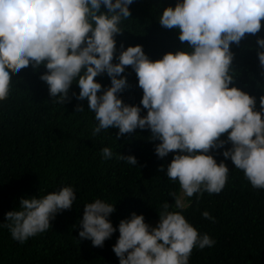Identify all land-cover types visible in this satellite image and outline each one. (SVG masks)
Instances as JSON below:
<instances>
[{
	"label": "clouds",
	"instance_id": "1",
	"mask_svg": "<svg viewBox=\"0 0 264 264\" xmlns=\"http://www.w3.org/2000/svg\"><path fill=\"white\" fill-rule=\"evenodd\" d=\"M133 0H0V99L9 93L11 72L41 64L46 71L40 79L48 85L50 97L64 104L71 99L70 85L77 100L87 99L97 121L92 129L117 128V136L135 129H149L158 140L155 154L163 158L173 152L165 174L178 180L180 195L174 197L178 209L187 197L203 191L218 193L225 185L229 169L217 163L210 149L222 148L219 139L227 132L231 147L222 155L243 170L255 188H264V94L256 97L232 84L230 43L238 44L245 34H256L264 18V0H176L163 8L159 23L178 30V38L191 49L169 51L150 59L140 44L116 55L119 26L131 15ZM103 5V10L102 6ZM259 65L264 69V37H256ZM118 60L113 63V58ZM131 66L142 89L140 105L125 103L118 95L126 86L125 66ZM110 77V86L95 80ZM81 111L83 105H75ZM178 150V151H176ZM111 158L109 147L101 149ZM119 159L137 165L134 155L119 153ZM163 168V166H161ZM76 194L71 185L43 196H21L19 204L5 212L4 225L13 239L23 242L49 228L56 214L72 207ZM164 202L155 226L143 214L132 212L114 228L109 215L114 204L95 199L83 205L79 219L80 238L93 246L118 229L112 245L119 264H188L193 247H211L215 240L198 230L180 211H169ZM202 215L214 219L207 211Z\"/></svg>",
	"mask_w": 264,
	"mask_h": 264
},
{
	"label": "trees",
	"instance_id": "2",
	"mask_svg": "<svg viewBox=\"0 0 264 264\" xmlns=\"http://www.w3.org/2000/svg\"><path fill=\"white\" fill-rule=\"evenodd\" d=\"M176 0H133L131 15L120 22L122 32L116 34V55L121 43L140 44L150 59H159L166 52L190 51L187 41L181 42L178 30L159 23L163 8ZM103 10V5L101 6ZM264 37V18L256 34H245L241 41L230 43L233 52L230 84L256 97L264 94V69L256 53V37ZM118 60L113 58V63ZM46 69L31 64L11 72L9 93L0 99V264H119L112 245L118 229L103 246H93L90 239L78 235L83 205L99 198L114 204L108 219L114 228L132 212L143 214L145 222L159 218L164 202L169 211H180L198 233H207L215 243L203 249L193 247L188 264H264V188L253 187L243 170L235 168L222 151L231 147L227 132L219 139L222 148L210 149L217 163L224 161L229 169L225 185L218 193L203 191L187 197L186 207L178 209L170 193L180 195L178 180L166 176L170 151L160 158L150 139L149 129H135L117 136V128L101 129L92 135L97 123L87 99L77 100L73 92L79 86L73 81L70 100L64 104L49 96L48 85L39 77ZM121 75L127 84L118 93L125 103L140 105L142 89L132 67L125 66ZM110 86V77L102 73L94 77ZM83 105L76 111L75 105ZM141 107V115L146 109ZM109 147L113 155L103 158L101 149ZM178 151V150H176ZM132 154L137 165L118 158ZM163 166V168H161ZM71 185L76 194L72 207L57 213L48 229L23 242L12 238L4 225L5 212L17 207L21 196H43ZM207 211L214 219L202 215Z\"/></svg>",
	"mask_w": 264,
	"mask_h": 264
},
{
	"label": "rangeland",
	"instance_id": "3",
	"mask_svg": "<svg viewBox=\"0 0 264 264\" xmlns=\"http://www.w3.org/2000/svg\"><path fill=\"white\" fill-rule=\"evenodd\" d=\"M158 220H159V218L151 219V220L148 222V224H149V225H152V226H155Z\"/></svg>",
	"mask_w": 264,
	"mask_h": 264
}]
</instances>
